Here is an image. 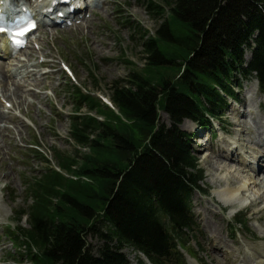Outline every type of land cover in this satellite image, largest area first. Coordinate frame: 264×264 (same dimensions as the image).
I'll return each instance as SVG.
<instances>
[{
  "label": "trees",
  "instance_id": "trees-1",
  "mask_svg": "<svg viewBox=\"0 0 264 264\" xmlns=\"http://www.w3.org/2000/svg\"><path fill=\"white\" fill-rule=\"evenodd\" d=\"M139 2L153 20L162 19L153 35L122 19L140 40L145 64L129 62L125 80L109 86L116 111L68 89L75 149L56 152L65 175L47 167L26 182L31 203L17 217L26 215L29 229L18 230L22 240L13 238L15 264L24 257L30 264H128L125 247L152 264H184L180 249L198 229L189 198L202 171L177 125L216 117L226 107L220 91L229 96L232 72L255 73L264 91V0ZM249 42L253 57L241 70ZM162 110L170 127L159 121ZM243 218L235 223L245 226ZM88 238L101 245L95 249Z\"/></svg>",
  "mask_w": 264,
  "mask_h": 264
},
{
  "label": "rangeland",
  "instance_id": "rangeland-1",
  "mask_svg": "<svg viewBox=\"0 0 264 264\" xmlns=\"http://www.w3.org/2000/svg\"><path fill=\"white\" fill-rule=\"evenodd\" d=\"M92 13L86 25H76L63 31L43 28L33 37V43L41 50H35L31 45L23 57L36 60L39 56H47L50 64L47 70L37 67L35 61H30L26 66L16 61L0 62V94L12 103L14 110L32 123V127H29L15 119L14 115L2 113L0 101V264H5L4 261L11 259L15 253L13 244L4 236L5 226L7 223L15 225L16 212L29 204L22 182L45 167L37 159L39 157L26 151V147L36 141L44 153L49 149L69 155L73 154L75 148L67 134L72 105L63 89L70 84L71 78L61 70L57 71L60 69L59 59L69 65L76 83L83 84L98 96L108 98V88L112 82L125 80L131 70L129 62L140 68L145 64L140 40L137 36H131L123 20L140 25L150 35L162 23L161 18L153 20L139 0H98L97 8ZM244 55L243 62L248 61L250 55L247 52ZM16 64L22 69L28 68L27 72L24 71L25 77L13 79L9 76ZM89 70L94 73L97 86ZM2 74H6L5 78ZM237 78L240 83L234 92L240 101L234 104L228 102L229 107L220 127L225 131L226 139L236 141L249 154L248 158L254 161L246 167L241 160L227 159V156L232 159V153H226L220 134L208 141V133L188 143V150L203 171L201 188L208 192L206 195L195 192L191 198V212L199 225V232L186 246L189 250V254L184 252L186 264H241L242 260V264H264V176L256 173L258 168H264V99L259 91L254 90L255 81L252 78ZM18 84L20 88L15 89ZM159 118L161 123L170 124L163 111ZM211 123L218 128L215 121ZM178 128L186 134L192 132L190 124L186 122ZM84 151L81 148V152ZM260 156V162H256L255 159ZM253 168L255 173L252 172ZM249 174L256 185H251L252 188L242 194H250L247 204L241 205L244 200L242 195L233 198L234 205L223 204L221 192L225 186L237 187ZM241 212L247 214L246 227L239 226L233 232L228 222ZM25 218L19 220L18 227H28ZM88 241L95 249L100 245L98 240ZM122 251L129 264H139L138 255L130 250ZM139 258L142 264H148Z\"/></svg>",
  "mask_w": 264,
  "mask_h": 264
},
{
  "label": "bare ground",
  "instance_id": "bare-ground-1",
  "mask_svg": "<svg viewBox=\"0 0 264 264\" xmlns=\"http://www.w3.org/2000/svg\"><path fill=\"white\" fill-rule=\"evenodd\" d=\"M0 71H2V69L0 68ZM3 76V78H5V75L6 74H2ZM3 86H5V84L3 85ZM19 87V86H18ZM17 86H16V88L15 89H17L18 88ZM255 89H257V85L255 84L254 85V90ZM256 91V90H255ZM16 93V92H15ZM15 97H17V96H15ZM263 98H264V96H263ZM188 123V122H187ZM186 123V124H187ZM188 124H190V123H188ZM247 130V129H246ZM264 130V129H263ZM220 138L222 139L221 141H223L224 140V146H225V151H227V152H234V151H236V147H234L235 145H236V142H230V141H228L227 139H224V138H222L221 136H220ZM233 145V146H232ZM258 162V161H257ZM250 172V171H249ZM252 172H254L255 173V168H253V171ZM244 179V178H243ZM255 181H253V177H252V175L251 174H249L248 176H247V179H245V181L242 183V184H240V185H237V187H232V186H230L229 184L227 185V186H225L226 188L221 192V196L223 197L222 198V200H221V202L223 203V204H225L226 205V203H227V205H234V203H232V201H233V198H235V197H237L238 195H242L243 193H245V192H247L248 191V189L251 187V185H256L255 183H254ZM252 188V187H251ZM250 193V192H249ZM251 193H253V192H251ZM248 194V193H247ZM242 196H244L243 198H244V200L242 201V203H241V205H246L247 204V202H248V200H250V194H248V195H242ZM250 204V203H249ZM204 209V208H203ZM231 211V210H230ZM232 213H234V211H232ZM213 215V214H212ZM216 219V218H215ZM217 220V219H216ZM209 221H211V220H209ZM218 221V220H217ZM207 222V221H206ZM209 225V224H208ZM210 226V225H209ZM206 227H207V225H206ZM212 228V227H211ZM216 231V230H215ZM217 231H218V229H217ZM207 232H209V231H207ZM214 232V231H213ZM211 233V232H210ZM211 235H212V233H211ZM214 237V236H213ZM222 242V241H221ZM226 247V246H225ZM255 263V262H254ZM253 263V264H254Z\"/></svg>",
  "mask_w": 264,
  "mask_h": 264
}]
</instances>
